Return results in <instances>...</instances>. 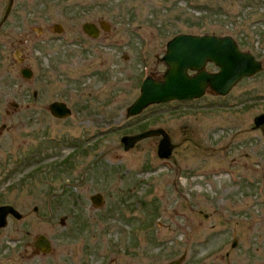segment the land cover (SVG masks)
I'll list each match as a JSON object with an SVG mask.
<instances>
[{
	"label": "rangeland",
	"instance_id": "obj_1",
	"mask_svg": "<svg viewBox=\"0 0 264 264\" xmlns=\"http://www.w3.org/2000/svg\"><path fill=\"white\" fill-rule=\"evenodd\" d=\"M12 15L0 28V205L23 218L0 228V264H167L183 254L182 264H264V125L253 119L264 112V69L251 100L240 98L245 83L127 117L143 80L162 78L178 34H229L264 62V1L21 0ZM102 20L109 31L84 33ZM56 100L71 116L50 113ZM158 127L179 144L169 159L159 137L124 150V135ZM126 222L144 229L140 258L111 249L106 224L115 233ZM39 234L52 253L34 252Z\"/></svg>",
	"mask_w": 264,
	"mask_h": 264
},
{
	"label": "water",
	"instance_id": "obj_2",
	"mask_svg": "<svg viewBox=\"0 0 264 264\" xmlns=\"http://www.w3.org/2000/svg\"><path fill=\"white\" fill-rule=\"evenodd\" d=\"M10 8L0 22L3 25L9 15ZM101 28L109 31L110 25L102 20L100 27L93 22L83 24L84 31L97 38L100 36ZM167 65L163 77L155 78L153 75L147 76L141 85L140 95L127 108V117L136 116L146 108L155 104H162L171 101H190L201 98L206 93V89L211 85L218 94L227 95L237 83L244 77L253 76L263 70V63L258 60L251 52L242 51L231 35L217 36L210 34L182 33L173 37L167 42L166 52L161 57ZM207 61L215 62L220 70L217 73H209L204 68ZM189 71H195L190 74ZM21 74L30 79L34 72L32 68L21 69ZM17 106V104H15ZM51 114L60 119L71 116L72 110L64 101H54L49 104ZM264 125V113L255 118V127ZM160 136L158 143V156L161 159H169L176 144L173 143L170 133L163 127L150 128L145 131L124 135L121 142L124 150L134 148L140 141ZM92 202L97 206L103 205L104 196L96 193L91 196ZM38 210V207H35ZM12 215L18 219L23 217L22 213L11 204L0 206V227L8 225V216ZM235 240L233 246H236ZM34 246L41 252L48 254L52 252L53 245L51 240L45 235L40 234L36 237ZM185 255L172 260L167 264H181Z\"/></svg>",
	"mask_w": 264,
	"mask_h": 264
},
{
	"label": "flooded vegetation",
	"instance_id": "obj_3",
	"mask_svg": "<svg viewBox=\"0 0 264 264\" xmlns=\"http://www.w3.org/2000/svg\"><path fill=\"white\" fill-rule=\"evenodd\" d=\"M48 0H41L42 3H45L47 2ZM264 1V0H262ZM21 2V0H0V7L2 6H5V10H4V13L2 15V18L0 19V22L3 20L6 12H7V9L10 8V11H9V15L7 17V19L5 20V22L3 23L2 26H4L9 18L11 16H13V12L16 11V8L18 7V4ZM0 13H1V10H0ZM60 25L59 24H53V27H52V32H58V33H62V31L60 30ZM1 28V27H0ZM84 31V30H83ZM84 33L86 35H88L89 37H91L89 34H87L85 31ZM211 35H216V34H211ZM225 35H229V34H223V35H217V36H225ZM93 38V37H92ZM99 38V37H97ZM97 38H94V39H97ZM235 38V37H234ZM235 40L237 41L240 49L242 51H247V52H252L250 50H245L241 47L239 41L235 38ZM253 53V52H252ZM263 62V61H262ZM263 66H264V62H263ZM28 67V66H26ZM25 68V67H23ZM21 68V69H23ZM207 72L209 73H217L219 70H220V67L215 63V62H212V61H207L206 65H205V68H204ZM191 74H195V71H189ZM262 72V71H261ZM20 73H21V70H20ZM258 74V73H257ZM253 75V76H246L244 77L243 79H241V81L239 83H237V85H235L234 87L240 85V84H245V83H249V87H247L245 89V91L243 92V94L241 95V99L242 100H245V99H249L251 100L252 99V96H253V87L250 83V81L252 79L255 78V76L257 75ZM23 76V75H22ZM233 87V88H234ZM206 95H210V96H213V97H223L222 95L218 94L217 91L211 86L209 85L206 89V93L204 96ZM203 96V97H204ZM200 99V98H199ZM194 100H197V99H194ZM56 101H59V100H56ZM255 118L256 116H254V123H255ZM255 128V126H254ZM257 129V128H256ZM161 138V137H159ZM186 140H188V138H186ZM185 140H183L184 142ZM179 144H177L178 146ZM9 217H13V216H9ZM9 217H8V220H9ZM15 218V217H14ZM23 218V217H22ZM21 218V219H22ZM17 219V218H16ZM102 224V223H99V225ZM9 225V223H8ZM7 225V226H8ZM106 231L108 233L109 236L113 237L112 240L113 241H116L118 243H115V244H110L111 246V249L114 250V251H119L120 249H122L123 251L127 252L128 254H137V257L140 258L142 254H144V249H142V246H144V242L146 240V236H145V232H144V229L141 228L140 224H136V223H132V222H126V223H122L121 224V227L115 229V233L113 232V229L111 228L112 224H106ZM6 228V227H5ZM98 230V229H97ZM104 230V228H102V225L100 226V229L99 231H102ZM99 233V232H98ZM98 233L95 234L96 238L97 236L99 235ZM100 235H102V233L100 232ZM105 235V233H104ZM123 239V240H122ZM142 239V240H141ZM122 241H124L125 246H123V244H120ZM35 248V247H34ZM38 249L35 248V251L34 252H37ZM103 257H105V255H102ZM186 254H185V259H186ZM118 259V258H117ZM184 259V260H185ZM129 264H132L134 262V260H132V258H129ZM114 263V262H113ZM112 263V264H113Z\"/></svg>",
	"mask_w": 264,
	"mask_h": 264
}]
</instances>
